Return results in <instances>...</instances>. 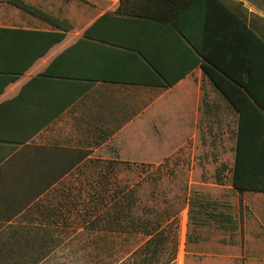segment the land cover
Masks as SVG:
<instances>
[{"label":"crops","instance_id":"crops-1","mask_svg":"<svg viewBox=\"0 0 264 264\" xmlns=\"http://www.w3.org/2000/svg\"><path fill=\"white\" fill-rule=\"evenodd\" d=\"M22 1L45 17L0 0V256L15 255L5 264H44L61 239L70 248L78 232H109L86 228L84 207L125 202L117 184L115 199L103 197L113 162L158 163L166 142L219 143L235 161L239 113L194 43L213 53L245 24L263 34L264 0ZM222 160L214 177L226 186L231 174L230 202L192 190L185 222L135 216L131 189L125 228L110 231L132 236L126 250L115 243L117 264H264V192L236 190L234 161ZM204 200L231 217L206 218ZM189 225L225 229L229 244L204 245Z\"/></svg>","mask_w":264,"mask_h":264},{"label":"rangeland","instance_id":"rangeland-1","mask_svg":"<svg viewBox=\"0 0 264 264\" xmlns=\"http://www.w3.org/2000/svg\"><path fill=\"white\" fill-rule=\"evenodd\" d=\"M229 145L230 143L227 144V146ZM179 148L180 143L178 142L160 144L156 147V158H162L173 150L158 163L149 165L113 162V172L109 180V182L112 181V189L108 193L112 196L116 184L124 186L125 191L128 193H131V189H134L133 196L138 199L133 210L135 216L147 217L149 215L153 216L155 211L158 213L168 211L171 214H177L180 222L186 220L187 198L192 190H197L213 199L230 202L231 174H229L226 186L217 184L214 174L216 167L226 157L229 165L232 166L234 155L219 146V143H187L182 149ZM222 154L224 155L222 156ZM128 188L130 191H127ZM250 193L252 192H247V195H250ZM103 197L110 198L104 195ZM107 207L96 206L95 209L105 210ZM84 209L86 214L90 213V210H93L94 207L86 206ZM77 215H83L79 207H77ZM79 227L83 228L81 220H77L76 230ZM188 233L194 239L200 238L203 244L207 246L229 244L230 233L215 225L201 227L189 225ZM122 238L123 249L126 250V245L130 244L132 239L129 234H117L110 231L78 232L76 239H73L75 247H64L61 242L66 239H61L59 250L48 258L44 264H117V246L115 243ZM104 242L107 243L106 249L102 248ZM191 242L190 240L189 245ZM14 256L5 253L0 256V263H12L15 261Z\"/></svg>","mask_w":264,"mask_h":264},{"label":"trees","instance_id":"trees-1","mask_svg":"<svg viewBox=\"0 0 264 264\" xmlns=\"http://www.w3.org/2000/svg\"><path fill=\"white\" fill-rule=\"evenodd\" d=\"M10 2L23 10L45 17L41 11L22 0H10ZM126 2L136 3V0H122V3ZM120 12L123 13L121 8ZM46 18L49 19L47 16ZM49 20L56 22L54 19ZM236 33L235 44L230 46L228 51L225 45H220L217 50H213V53L195 43L194 46L198 55L204 60L202 67L205 74L239 113L232 171L233 186L240 193L246 190L264 192V30L262 34L258 29L245 24L244 30ZM51 35L52 42L55 43L60 41L65 33L58 32ZM24 71L25 69H22L20 73ZM171 84L173 83L168 82L163 86ZM108 196L115 199L117 191L114 190L112 196L108 193ZM123 197L125 202L117 204L113 200V204L106 206L105 210H96V206H92L94 209L86 213V228L109 231L124 229L121 216L126 218L131 214L132 191L128 193L124 190ZM214 204L215 202L209 200L200 202L199 206L206 218L220 220L222 216L227 219L231 217L229 213H213ZM88 215H90L89 219Z\"/></svg>","mask_w":264,"mask_h":264}]
</instances>
